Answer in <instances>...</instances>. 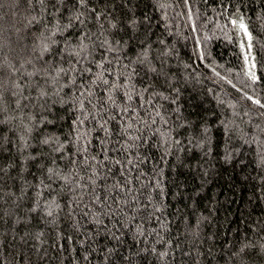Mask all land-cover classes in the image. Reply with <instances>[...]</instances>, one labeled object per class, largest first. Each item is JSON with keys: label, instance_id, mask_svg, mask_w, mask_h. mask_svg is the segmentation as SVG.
Returning a JSON list of instances; mask_svg holds the SVG:
<instances>
[{"label": "trees", "instance_id": "1", "mask_svg": "<svg viewBox=\"0 0 264 264\" xmlns=\"http://www.w3.org/2000/svg\"><path fill=\"white\" fill-rule=\"evenodd\" d=\"M0 264H264V0H0Z\"/></svg>", "mask_w": 264, "mask_h": 264}, {"label": "rangeland", "instance_id": "2", "mask_svg": "<svg viewBox=\"0 0 264 264\" xmlns=\"http://www.w3.org/2000/svg\"><path fill=\"white\" fill-rule=\"evenodd\" d=\"M233 24L235 26H237V35L239 36V33L240 34H243L242 36L244 37V41H245V44H243L242 42H240V39H239V47H240V50L243 54V58H244V62H245V67H246V70L249 74V76L251 77V79H255V56H254V53H253V47H252V36L249 32V29L248 27L246 26V24L240 20V21H232ZM241 25H243L244 27L241 28ZM245 45V46H244Z\"/></svg>", "mask_w": 264, "mask_h": 264}, {"label": "snow or ice", "instance_id": "3", "mask_svg": "<svg viewBox=\"0 0 264 264\" xmlns=\"http://www.w3.org/2000/svg\"><path fill=\"white\" fill-rule=\"evenodd\" d=\"M244 26L243 25H241V28H243Z\"/></svg>", "mask_w": 264, "mask_h": 264}]
</instances>
